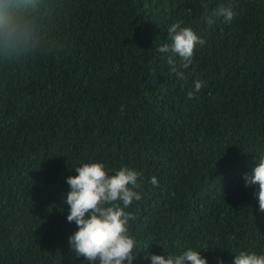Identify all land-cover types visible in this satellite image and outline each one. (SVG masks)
<instances>
[{"label": "trees", "instance_id": "trees-1", "mask_svg": "<svg viewBox=\"0 0 264 264\" xmlns=\"http://www.w3.org/2000/svg\"><path fill=\"white\" fill-rule=\"evenodd\" d=\"M25 4L33 47L0 52V264H98L69 245L63 200L74 168L95 161L142 173L125 209L132 264L189 247L209 264L264 254L258 185L243 178L264 157V0ZM220 6L231 23L213 16ZM181 20L205 40L186 79L157 51Z\"/></svg>", "mask_w": 264, "mask_h": 264}, {"label": "clouds", "instance_id": "clouds-1", "mask_svg": "<svg viewBox=\"0 0 264 264\" xmlns=\"http://www.w3.org/2000/svg\"><path fill=\"white\" fill-rule=\"evenodd\" d=\"M213 16H223L226 23H231L235 13L230 6H220L214 10ZM212 22L209 18L208 23ZM183 25L182 20L171 24L168 28L169 42L157 48L158 52L168 54L170 71L179 79H186L183 69L192 65L196 46L205 44L191 26ZM34 43L35 33L28 19L25 0H0V52L22 55ZM177 56L179 63L174 59ZM204 84L202 80H194L188 99L194 98ZM74 169L77 175L66 178L69 190L63 195V200L68 205L67 221L75 222L77 226V230L68 237L75 255L89 262L98 261V264H132L139 250L129 235L128 224L134 216L125 209L134 200L141 199V193L135 189L142 187V173L122 166L110 175L99 161L84 163ZM243 178L246 187L258 185L255 195L259 210L264 213V157ZM149 182L159 186L156 176H152ZM201 249L189 247L179 254L164 249L165 254L147 253L146 258H150L151 264H209ZM217 264L227 262L218 257ZM232 264H264V254L240 251L234 255Z\"/></svg>", "mask_w": 264, "mask_h": 264}]
</instances>
